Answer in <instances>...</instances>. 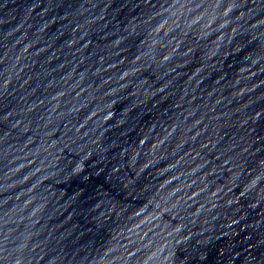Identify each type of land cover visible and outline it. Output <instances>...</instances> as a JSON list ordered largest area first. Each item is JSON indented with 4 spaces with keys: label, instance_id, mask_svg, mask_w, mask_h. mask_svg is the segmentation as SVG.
<instances>
[{
    "label": "water",
    "instance_id": "1",
    "mask_svg": "<svg viewBox=\"0 0 264 264\" xmlns=\"http://www.w3.org/2000/svg\"><path fill=\"white\" fill-rule=\"evenodd\" d=\"M0 264H264V0H0Z\"/></svg>",
    "mask_w": 264,
    "mask_h": 264
}]
</instances>
